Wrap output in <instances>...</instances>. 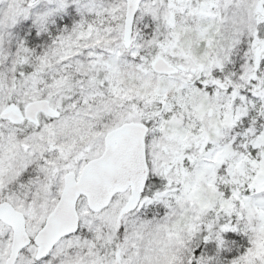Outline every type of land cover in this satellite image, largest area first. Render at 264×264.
Returning <instances> with one entry per match:
<instances>
[{"label":"snow or ice","instance_id":"6c2138e0","mask_svg":"<svg viewBox=\"0 0 264 264\" xmlns=\"http://www.w3.org/2000/svg\"><path fill=\"white\" fill-rule=\"evenodd\" d=\"M0 264H264V0H0Z\"/></svg>","mask_w":264,"mask_h":264}]
</instances>
